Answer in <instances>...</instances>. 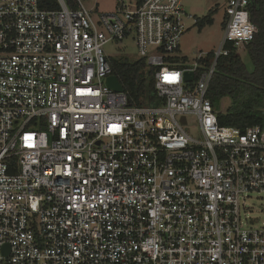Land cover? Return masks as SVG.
Instances as JSON below:
<instances>
[{
  "label": "built area",
  "instance_id": "1",
  "mask_svg": "<svg viewBox=\"0 0 264 264\" xmlns=\"http://www.w3.org/2000/svg\"><path fill=\"white\" fill-rule=\"evenodd\" d=\"M74 1L0 0V264H264V227L245 214L264 193V126L219 125L207 97L226 45L257 34L248 0H227L200 73L208 53L180 60L181 0L95 15ZM127 40L156 105L106 85L104 46Z\"/></svg>",
  "mask_w": 264,
  "mask_h": 264
},
{
  "label": "trees",
  "instance_id": "2",
  "mask_svg": "<svg viewBox=\"0 0 264 264\" xmlns=\"http://www.w3.org/2000/svg\"><path fill=\"white\" fill-rule=\"evenodd\" d=\"M70 9L76 7L74 0H64ZM42 10H57V0H38ZM247 10L251 23L257 27V34L245 47L251 64L249 71L244 64L238 50L232 49L231 44L226 48L230 50L227 56H220L217 60L209 90L208 99L217 111L219 125L236 128L244 131L249 127L264 126V0H248ZM216 10L196 19L195 25L200 32L204 27L213 24ZM226 17H224L225 26ZM214 59V53H208L200 61V73L208 68ZM186 63L187 58H181ZM113 74L120 81L122 88L127 93L131 105L146 106L156 105L152 79L153 70L145 71V61L142 59L131 61L129 59L109 58ZM228 98L230 104L225 110H220V103Z\"/></svg>",
  "mask_w": 264,
  "mask_h": 264
},
{
  "label": "rangeland",
  "instance_id": "3",
  "mask_svg": "<svg viewBox=\"0 0 264 264\" xmlns=\"http://www.w3.org/2000/svg\"><path fill=\"white\" fill-rule=\"evenodd\" d=\"M84 7L95 14L113 12L115 7L114 0H80ZM182 6L191 16V20L185 21L187 31L181 38L179 55L187 58L189 62H194L200 53H215L219 49L224 34V11L227 0H181ZM216 10L213 16V24L204 27L200 32L193 20L205 17L209 11ZM104 52L109 58H126L131 61L138 60L133 41L127 40L120 43L109 42L104 46ZM244 64L249 71H252V64L244 51L238 50ZM230 104L228 98L220 103V110L223 111ZM191 120V118H188ZM192 133L198 132L195 125H192ZM245 214L251 225L260 228L264 227V193L251 194L245 200Z\"/></svg>",
  "mask_w": 264,
  "mask_h": 264
},
{
  "label": "water",
  "instance_id": "4",
  "mask_svg": "<svg viewBox=\"0 0 264 264\" xmlns=\"http://www.w3.org/2000/svg\"><path fill=\"white\" fill-rule=\"evenodd\" d=\"M185 79L190 80L191 77L189 75H186ZM106 85H107V87H109L110 89H112L116 92L122 91V87H121L119 81L117 80V78L115 76L108 77L106 80Z\"/></svg>",
  "mask_w": 264,
  "mask_h": 264
}]
</instances>
